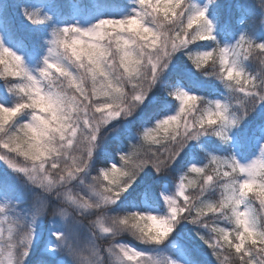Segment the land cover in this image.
Returning a JSON list of instances; mask_svg holds the SVG:
<instances>
[{
  "label": "snow or ice",
  "instance_id": "snow-or-ice-1",
  "mask_svg": "<svg viewBox=\"0 0 264 264\" xmlns=\"http://www.w3.org/2000/svg\"><path fill=\"white\" fill-rule=\"evenodd\" d=\"M135 3L138 8L123 18L100 19L87 28H54L38 75L0 36V80L5 82L0 89V161L64 205L60 215L65 224L56 228L51 221L54 247L49 251L66 256L70 264H104V258L95 233L89 247L79 246L78 227L66 223L68 208L105 213L96 225L113 240L106 250L111 264H207L194 249L176 242L186 224L194 226L216 264H228L226 253L239 264H264V217L250 198L264 207V145L259 157L244 164L233 152L217 155L205 143L215 137L229 144L232 129L264 107V74L254 75L246 67L254 50L264 52V27L254 36L243 31L235 43L222 47L208 18L214 0L204 6L193 0ZM259 13L264 15V6ZM24 14L33 25L52 19L39 10L25 9ZM223 31L232 35L227 23ZM200 41L212 43L202 46ZM182 57L186 60L178 66ZM214 58L219 61L215 75L228 90L242 94L236 105L196 94L205 86L200 76L211 75L204 66ZM202 102L206 107L201 110ZM121 128L137 143L129 151L117 149L118 158L105 155L103 140ZM193 142L206 163L190 157ZM102 156L104 166L97 167ZM173 172L178 183L170 190ZM193 174L196 178L190 179ZM73 185L88 191L74 194ZM189 189L198 195L192 197ZM9 190L0 185L5 193L0 214L7 223L6 228L0 224V264H26L43 213L18 214L7 198ZM217 191L218 199L208 198ZM209 214L217 218L211 226ZM123 235L145 247L119 240Z\"/></svg>",
  "mask_w": 264,
  "mask_h": 264
},
{
  "label": "trees",
  "instance_id": "trees-1",
  "mask_svg": "<svg viewBox=\"0 0 264 264\" xmlns=\"http://www.w3.org/2000/svg\"><path fill=\"white\" fill-rule=\"evenodd\" d=\"M81 1V4L85 5V0H0V18H2V30L8 40V42L17 48H22L27 51L32 50L39 60L43 57V37L44 34L49 29L48 25H33L25 17V7L31 6L32 3L37 2H47L51 5L54 11L66 22H71L73 20V7L75 3ZM104 6H114L118 7L119 11L116 12V17L113 18H123L124 16L130 13V3L131 0H98ZM264 6V0H214V3L210 5L209 13L216 16L218 20V29L216 32L217 40L220 41L222 45L225 41L231 40L237 37L241 32L246 31L249 35H255L259 33L264 15L259 13V9ZM251 9V15L246 14L244 10ZM107 17L111 16L110 12L106 13ZM243 21V22H242ZM227 23L231 26L232 35L227 36L223 31L224 24ZM202 46L210 45L211 41H200L198 42ZM186 57H182L178 61V66H183ZM246 67L249 72L254 75L264 74V52L259 50H254L249 59L246 62ZM204 69L211 73V75H201L200 79L204 81L205 86L202 89H199L196 94L204 96L207 100H210L216 96L225 97L229 103L236 105L238 101L242 99V94L238 92H232L228 90L226 83L221 80L215 73L219 71V61L218 59H213L209 61L207 65L204 66ZM4 81L0 80V89L4 86ZM11 100H19V97H16L12 94H7ZM159 96L160 93H157ZM11 106V105H9ZM259 106V102H257ZM206 105L202 102L199 105V108L202 110ZM117 122L114 121L113 124ZM264 125V107L258 113H254L251 117L245 120L239 125L243 128L247 126V130L250 133V145L247 149L244 156L248 157L253 155L256 152L255 139L261 133V128ZM238 127V128H239ZM239 130V129H238ZM240 134H242L240 132ZM242 136V135H241ZM132 143H137V141H129L127 139L126 132L121 128L118 132H112L103 140V148L105 155L116 154L118 158L117 149L123 151H129L130 145ZM205 143H209L212 147L216 148L218 152H228L232 149V140L229 144H225L218 141V138L211 137L206 140ZM3 151V150H0ZM190 151V157L195 158L198 161H207L205 154L196 147V143L193 142ZM22 160V159H21ZM103 156L100 160L97 161V167H103ZM92 175H96V172L93 171ZM151 177H146V180H151ZM178 182V173L173 172L169 177V186H174ZM157 186L159 182H156ZM87 184V182H86ZM189 194L192 197L198 195L197 190L189 189ZM209 199H218L219 191L215 193L208 194ZM251 202L254 205L255 211L258 215L264 217V207H262L258 200L254 197H250ZM95 216L97 214L104 215L105 213L94 212L92 213ZM95 218V217H94ZM86 220H88L86 218ZM206 222L211 226L214 222H217V218L212 214H209ZM221 225H224L221 222ZM206 231L209 236L212 235L211 232ZM194 231V226L191 224H186L183 229L178 234H181L180 241L184 246L194 249L195 252L202 257L207 264H216L215 257L211 255V249L204 245L198 238H194L191 233ZM178 236V235H177ZM120 238L128 239L137 244L140 242L134 240L128 235H123ZM229 255L228 264H239V260L235 255L226 253ZM39 258V257H38ZM37 259V258H36ZM35 260V259H34ZM42 261V259H40ZM32 264V263H31ZM45 264H48L45 262Z\"/></svg>",
  "mask_w": 264,
  "mask_h": 264
},
{
  "label": "rangeland",
  "instance_id": "rangeland-1",
  "mask_svg": "<svg viewBox=\"0 0 264 264\" xmlns=\"http://www.w3.org/2000/svg\"><path fill=\"white\" fill-rule=\"evenodd\" d=\"M194 3L199 4L200 6H204L207 3V0H193ZM78 8L76 13L74 14L73 21L66 22L60 18L59 15L55 13L49 3L45 2H37L32 3L31 6L25 7V9L29 11H36L39 10L41 15H48L51 16L52 19L46 24L48 25L49 29L44 34L43 37V57L41 60L37 58V55L32 50H25L22 48H17L12 46L8 40L6 39L3 30H2V18H0V36H3L6 46L12 48L18 55H21L26 65L29 69L33 72L34 75H38L39 69L44 67L43 60L44 57L48 55V49L50 48V44L48 43L51 40V32L54 28L63 27L69 24H79V26L87 28L92 26L94 23H97L100 19L104 18H113L116 17V12L119 11L118 7L114 6H104L100 3H92L91 0H87V4L83 5L81 2L77 3ZM138 8V5L135 3V0H131L130 3V13L131 14L135 9ZM210 5L208 6V18L213 22L216 26V32L218 29V20L215 15L209 13ZM110 12L111 16L107 17L106 13ZM128 14V15H129ZM262 27H264V19L262 23ZM242 33V32H241ZM240 33V34H241ZM239 34V35H240ZM239 35L231 40L225 41L221 46H230L235 43L236 39L239 38ZM193 50H197L193 48ZM198 50H207L206 47H201ZM215 99H223L226 102H229L223 96H216L210 100ZM239 127V126H238ZM236 127L232 129L230 132V136L232 137V149L228 152H218L216 151L217 155H227L229 152H233L237 159L241 161V163H248L252 159H256L259 157V149L261 145H264V125L261 129V134L256 137L255 139V146L256 152L251 156H244L247 149L250 145V133L247 130V126L241 128ZM239 129V130H238ZM240 132L242 134H240ZM242 135V136H241ZM21 162H23L21 160ZM207 161H205L206 163ZM196 178L195 174H193L190 179ZM178 183V182H177ZM6 184L9 187V191L7 193V198L12 201V206L16 209L18 214L24 215L33 213L36 211H41L43 215H41L40 220V228H39V239L35 243L34 248L31 251L30 256L27 258L26 264H70V260L59 253L53 256L49 249L54 247V237L52 236V232L55 230L51 224V221L55 219L56 221V228L62 227L65 224V218L60 215V208L64 207V205L57 203L51 196L47 195L38 187H33L26 183V180L22 176H18L17 174L13 173L5 164L4 162L0 161V185ZM169 189L172 190L174 186H169ZM72 190L74 194H83L87 192L88 189L86 186L83 188L80 185H73ZM189 193V190H188ZM5 198V193L0 192V203H3ZM252 204V202H251ZM253 209L254 205L252 204ZM46 208V212L44 211ZM166 208V206H165ZM94 212H85L81 214L78 210L73 208H68V216H67V226L69 228L78 227V238L77 243L79 246L83 248H87L93 243V233H95L94 243L96 246L102 250V255L104 258V264H111V257L107 253V249L112 246L113 240L107 238L104 234L99 232L98 226L96 225V221L101 214H97L96 216L92 214ZM3 214H0V224L7 227V223L3 222ZM95 217V218H94ZM86 218L88 220H86ZM225 226V225H221ZM203 235L209 236L206 231L202 232ZM6 235V234H5ZM20 233H17L16 236L19 238ZM191 235L194 238H198L195 235V232H192ZM181 234H178L176 242L183 245V243L179 240ZM124 242H128L137 248H144L145 245L137 244L133 241L128 239L120 238ZM39 255V256H38ZM35 256L40 258L36 259ZM35 259V260H34ZM42 259V261L40 260ZM0 260H3V256L0 255Z\"/></svg>",
  "mask_w": 264,
  "mask_h": 264
}]
</instances>
